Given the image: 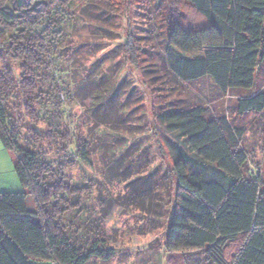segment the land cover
<instances>
[{"label":"trees","instance_id":"1","mask_svg":"<svg viewBox=\"0 0 264 264\" xmlns=\"http://www.w3.org/2000/svg\"><path fill=\"white\" fill-rule=\"evenodd\" d=\"M171 1L177 9L182 5L184 14L172 30L157 34L160 72L178 84L208 81L211 99L228 96L235 102L224 115L182 101L163 107L156 119L175 139L169 145L172 170L154 181L158 171L151 172L148 153H142V171L122 173L133 179L131 202L161 216L155 194L159 183L166 182L170 199L176 181L175 202H169L165 215V253H202L207 264H264V179L243 146L245 130L230 120L264 114V0ZM113 5L112 0H0V27L7 35L2 50L21 72L19 83L11 71L0 73V141L15 154L23 189L0 193V264H89L92 257L109 261L116 256L114 249L98 250L103 242L90 246L88 236L100 223L89 221L86 227L89 217L77 216L92 186L70 183L66 171L78 162L93 167L95 141L73 133L66 120L76 96L85 93L101 126L119 121L118 113H126L139 90L125 79L90 70L69 82L73 72L62 68L77 54L69 48L74 35L66 28H78L79 13L92 18L93 7L106 10L100 18L108 21L105 13ZM127 46L141 50L130 41ZM17 111L34 125L47 124V131L26 127ZM45 145L56 146L59 155L51 157ZM113 153L122 163L130 150ZM29 197L34 210L27 206ZM69 211L76 212L79 226L65 221Z\"/></svg>","mask_w":264,"mask_h":264},{"label":"rangeland","instance_id":"2","mask_svg":"<svg viewBox=\"0 0 264 264\" xmlns=\"http://www.w3.org/2000/svg\"><path fill=\"white\" fill-rule=\"evenodd\" d=\"M112 3L114 5L105 13L108 21L100 18V14L106 10L93 7L95 15L92 18L79 13L78 28L72 24L66 28L70 36L74 35L67 41L69 48H75L77 54L70 56L62 66L73 72L68 76L69 82L74 80L75 75L77 78L84 77L90 70V74L107 72L113 79H125L139 90L126 113L119 112V121L109 125L101 126V119H96L95 113L90 110V94L75 95L77 99L69 109L72 116L66 120L69 130L95 141L93 167L78 162L75 168L66 171L70 183L92 186V193L81 198L83 214L77 216L89 217L83 225L86 227L89 221L95 220V226L100 223V229L93 236H88L92 248L96 241H100L99 243L104 244L98 246L99 251L114 249L116 253L113 260L92 257L89 264H207L202 253L190 252L183 255L167 254L164 251L169 226V219L165 215L175 202L177 182L174 181L170 199L166 182L159 183L160 190L154 193L158 200L156 208L161 216H154L142 212L132 204L131 198L135 194L133 179L122 173L128 176L141 170L144 152L148 153L146 161L151 162V172L158 171L152 176L154 181L164 179L161 177L164 171L171 172L173 160L169 145H173L175 139L158 126L156 119L163 107L170 104L177 106L178 101H182L192 105L200 104L217 115H224L235 101L228 96L220 100L211 99L208 81L178 84L166 81L160 72L157 52L161 50V45L157 34L172 30L177 17L184 14L182 5L177 9L171 0H112ZM89 19L91 24H86ZM6 36L0 27V73L11 71L19 83L20 65L11 61L2 50L1 43L5 42ZM127 41L140 46L141 50L134 52L130 49L131 52ZM116 52L119 54L115 57ZM111 56L115 57L112 61ZM72 82V89L76 94L75 82ZM82 97L84 98L81 99ZM21 114L23 112L15 113L18 119ZM21 120L28 128L38 129L43 133L47 131L48 125L45 123L34 125L24 115ZM230 120L245 130L243 146L254 164L253 168H259L264 179V114L249 112L242 116H230ZM21 143L24 147L27 146L26 140ZM127 147L130 153L126 154V160L118 162L120 152H117L116 157L113 151L121 148L125 151ZM56 148L54 145H45L43 149L51 157H55L59 155ZM17 179L16 189L6 193H19L23 190L18 176ZM27 206L29 210L36 208L30 197ZM68 215L70 216L65 218L66 222L74 220L76 225L81 224L75 218V211H69Z\"/></svg>","mask_w":264,"mask_h":264},{"label":"crops","instance_id":"3","mask_svg":"<svg viewBox=\"0 0 264 264\" xmlns=\"http://www.w3.org/2000/svg\"><path fill=\"white\" fill-rule=\"evenodd\" d=\"M15 154L4 149L0 141V193L10 192L18 185Z\"/></svg>","mask_w":264,"mask_h":264}]
</instances>
